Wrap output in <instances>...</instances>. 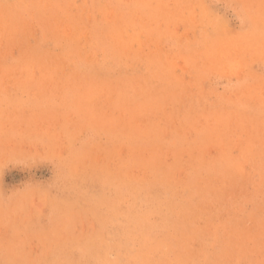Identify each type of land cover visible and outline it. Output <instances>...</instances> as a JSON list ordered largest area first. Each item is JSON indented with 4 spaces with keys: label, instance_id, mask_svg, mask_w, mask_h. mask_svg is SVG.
<instances>
[{
    "label": "rangeland",
    "instance_id": "obj_1",
    "mask_svg": "<svg viewBox=\"0 0 264 264\" xmlns=\"http://www.w3.org/2000/svg\"><path fill=\"white\" fill-rule=\"evenodd\" d=\"M0 264H264V0H0Z\"/></svg>",
    "mask_w": 264,
    "mask_h": 264
}]
</instances>
